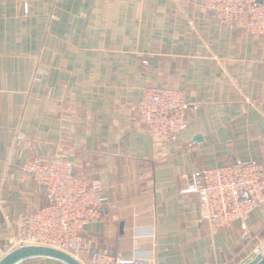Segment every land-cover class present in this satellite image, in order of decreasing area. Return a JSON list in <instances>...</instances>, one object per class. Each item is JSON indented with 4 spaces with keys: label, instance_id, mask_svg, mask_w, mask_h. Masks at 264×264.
I'll return each mask as SVG.
<instances>
[{
    "label": "crops",
    "instance_id": "obj_1",
    "mask_svg": "<svg viewBox=\"0 0 264 264\" xmlns=\"http://www.w3.org/2000/svg\"><path fill=\"white\" fill-rule=\"evenodd\" d=\"M149 86L185 92L187 129L162 138L139 123ZM55 154L108 195L84 229L91 248L146 264L242 263L264 246V204L246 229L212 233L198 195L180 189L196 169L264 166V34L198 0H0V255L50 201L21 164Z\"/></svg>",
    "mask_w": 264,
    "mask_h": 264
},
{
    "label": "built area",
    "instance_id": "obj_2",
    "mask_svg": "<svg viewBox=\"0 0 264 264\" xmlns=\"http://www.w3.org/2000/svg\"><path fill=\"white\" fill-rule=\"evenodd\" d=\"M198 2L216 12L222 21L253 35L264 34V2ZM29 11V3L23 2L24 14ZM142 63L146 65L147 60ZM189 105L181 89L149 86L143 89L136 110L140 124H145L155 136L170 138L190 126ZM21 169L45 187L50 201L27 214L11 236L7 250L20 245H46L67 252L84 264H146V256L110 255L85 242V226L100 218V208L108 200L99 179L76 174L70 160L60 154L34 156L25 160ZM180 192L198 195L201 220L208 223L212 233L235 222L246 229L252 211L264 204V166L251 159L196 169Z\"/></svg>",
    "mask_w": 264,
    "mask_h": 264
},
{
    "label": "water",
    "instance_id": "obj_3",
    "mask_svg": "<svg viewBox=\"0 0 264 264\" xmlns=\"http://www.w3.org/2000/svg\"><path fill=\"white\" fill-rule=\"evenodd\" d=\"M262 3L264 0H258ZM0 264H84L69 253L46 245H20L5 251ZM240 264H264V246Z\"/></svg>",
    "mask_w": 264,
    "mask_h": 264
},
{
    "label": "rangeland",
    "instance_id": "obj_4",
    "mask_svg": "<svg viewBox=\"0 0 264 264\" xmlns=\"http://www.w3.org/2000/svg\"><path fill=\"white\" fill-rule=\"evenodd\" d=\"M6 247H7V246H6ZM1 255H2V254H1ZM1 255H0V256H1Z\"/></svg>",
    "mask_w": 264,
    "mask_h": 264
}]
</instances>
